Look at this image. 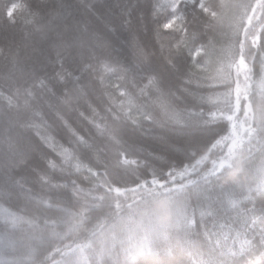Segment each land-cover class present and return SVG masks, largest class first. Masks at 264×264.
Returning a JSON list of instances; mask_svg holds the SVG:
<instances>
[{"label":"snow or ice","instance_id":"1","mask_svg":"<svg viewBox=\"0 0 264 264\" xmlns=\"http://www.w3.org/2000/svg\"><path fill=\"white\" fill-rule=\"evenodd\" d=\"M138 7L117 26L99 0H0V24L48 19L23 65L0 44V65L25 78L22 94L15 74L0 83V264H264V0H155L134 26ZM149 25L166 52L142 39ZM215 120L223 134L199 139ZM145 125L173 133L161 139L184 161L149 152ZM41 145L79 183L33 166L41 193L26 188ZM17 189L32 198L13 210Z\"/></svg>","mask_w":264,"mask_h":264},{"label":"trees","instance_id":"2","mask_svg":"<svg viewBox=\"0 0 264 264\" xmlns=\"http://www.w3.org/2000/svg\"><path fill=\"white\" fill-rule=\"evenodd\" d=\"M5 2L10 3L14 2V0H5ZM15 2L36 5L43 3H51L52 0H15ZM99 2L101 4L107 3V5L109 6V11L111 13L109 18L115 20L118 26L120 22V13L122 12L123 5H126L128 3V0H99ZM154 2L155 0H132L133 4H139V7L135 12H133L132 16L134 26H136V17L141 15L147 16L149 12V5L150 3ZM117 4L121 5V7L117 8ZM47 28V17L43 20L33 22L29 25L24 24L23 20L18 17L15 26L0 24V44L10 43L14 50L18 49L20 51L19 62L21 65H23L26 62L27 54L30 53L32 46L40 42L41 35L44 31H47ZM5 35L7 36V40L4 39ZM142 39L146 40L147 42L155 46L157 49L160 47V42H163L166 52L167 44L171 37L164 36L156 38L154 36V33L151 31V26L149 25L148 27L143 28ZM52 70V67H49V75L52 74ZM12 74H15L13 80L14 87L19 88L22 94L23 89L25 87V78L20 75L17 69L12 68L11 65H8L7 67L0 65V83H3V78H6ZM93 87L94 99L95 96L102 94V89L98 85H94ZM4 103V101H0V105ZM13 114L15 115V111L13 112ZM69 116L75 122L76 126L82 128L84 131L88 130V125L82 122L75 114L69 113ZM48 123L51 125V130L48 134L50 136L54 135L57 143H64L66 133L63 131L59 121L52 123L51 119L49 118ZM224 123L226 122L222 120L212 121V123L207 128L202 129L197 133L198 138L204 142H207L212 138L215 133L220 132L223 134ZM216 124H219L220 126H212ZM33 135L35 134L33 133ZM134 135L149 152H167L176 164H179L181 161H184V155L181 151H170L168 144L162 141V136H167L170 140L176 138L173 133L168 131V129H161L160 127L153 128L148 125H145L144 129L137 131ZM216 151H219V149H217ZM44 157H47L48 159H55V153H53L48 147L41 145L40 150L31 158V165L23 172L24 178L28 181L25 187L32 188L34 194L41 193L42 185L39 176L32 172L33 166L36 167L38 170L48 172V176L44 178H51L53 184H64L69 179H76L79 183L78 177L76 175H72L71 177H69L67 173H61L59 170L55 172L49 170L47 166V160ZM17 171H19V169H17ZM5 179L6 178L3 176V174L0 173V203L4 202L5 193L8 190L5 183ZM15 179L20 180V176H15ZM128 186L131 187L132 185L129 184ZM44 191L48 192L50 191V189L46 188L44 189ZM67 191L69 193L72 192L71 186L68 187ZM31 198V196H28L23 192H19V190L17 189L16 192H13L12 199L8 201V203L12 204L13 210H15L16 206L23 207L24 203ZM256 202L257 206H259L258 195L256 197Z\"/></svg>","mask_w":264,"mask_h":264}]
</instances>
